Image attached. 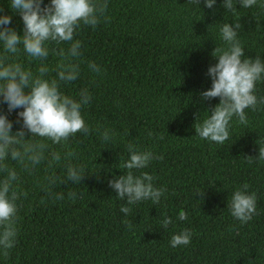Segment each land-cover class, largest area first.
Masks as SVG:
<instances>
[{"label":"trees","instance_id":"obj_1","mask_svg":"<svg viewBox=\"0 0 264 264\" xmlns=\"http://www.w3.org/2000/svg\"><path fill=\"white\" fill-rule=\"evenodd\" d=\"M9 3L0 0V7L22 35V19ZM223 3L216 0L209 9L204 0H108L110 22L78 29L81 76L62 84L61 91L76 97L87 87L93 97L82 108L93 131L77 134L68 145L76 153L71 163L83 165L86 176L78 184L61 183L68 163L62 160L52 169L57 182L49 191L63 193L64 199L54 200L36 183L46 164L35 176L21 174L20 186L28 196L18 202L16 245L7 260L0 257V264H264V162L246 160L258 158L264 146V105L246 110L247 125L234 119L224 144L195 137L197 117L203 120L220 103L219 98L203 101L200 94L212 86L207 75L217 63L212 53L224 47L221 24L241 23L238 39L245 58L264 60V8L259 6L264 0L251 9L237 3V15L227 13ZM20 59L36 71L38 62ZM89 61L103 74L90 73ZM55 62L52 56L47 61ZM256 94L264 97V82L257 84ZM22 110L9 113L6 104L0 106V114L13 122V134L22 129V120L16 122ZM97 125L114 130L116 137L105 143ZM26 139L31 133L26 132ZM129 143L162 157L142 171L166 192L160 204L138 202L125 215L120 209L127 202L109 181L126 174L122 163ZM52 148L63 155L60 146ZM244 183L257 195L258 214L241 225L231 216L228 201ZM69 192L77 193L75 201L68 199ZM181 210L188 216L185 221L177 219ZM166 217L172 224L165 230ZM185 229L192 233L191 243L171 247L172 235Z\"/></svg>","mask_w":264,"mask_h":264},{"label":"clouds","instance_id":"obj_2","mask_svg":"<svg viewBox=\"0 0 264 264\" xmlns=\"http://www.w3.org/2000/svg\"><path fill=\"white\" fill-rule=\"evenodd\" d=\"M199 4L200 0H193ZM205 6L214 8L216 0H204ZM237 3L242 9H251L259 0H224L223 8L227 13L238 14ZM264 8V4H259ZM9 7L18 14L23 22V34L11 27L12 16L3 14L0 7V106L6 104L9 113L23 109L18 113L17 123L22 120V129L13 134V122L5 114H0V257L7 260L15 247L18 236L19 208L21 198L28 193L21 188V174L35 176L39 166L46 164L45 175L37 177L36 183L52 196L54 200H63L64 194H55L49 189L57 182L52 169L62 160L68 161L66 177L61 183H81L85 178L83 165H73L76 156L68 150L70 139L77 134H89L93 129L86 123L82 108L89 105L92 95L88 88H81L77 96L66 95L61 91L62 84L77 81L81 76L82 42L75 39L82 26L93 29L101 22H110L107 15L108 0H10ZM241 23H222L219 38L224 47H216L212 53L217 61L210 66L207 75L212 86L202 92L201 99L210 101L220 99V103L211 113L201 120L197 117L194 125L202 140L224 144L230 139L231 123L235 119L241 125L249 123L246 110L256 111L264 105V97L256 94L257 84L264 82V60L245 58V50L238 39ZM68 45L66 48L62 45ZM27 58L29 65L38 62L34 72L20 59ZM55 58L49 65V57ZM88 71L102 75V68L89 61ZM55 72L54 77L50 73ZM97 131L105 143L112 141L117 133L109 128L97 125ZM26 132L31 139H26ZM149 136L154 135L152 132ZM60 146L61 151L52 148ZM128 157L122 163L124 175L109 181V186L128 206L120 211L130 214L131 205L151 200L160 204L166 188L156 187L154 177L142 171L153 159H162L151 150H140L136 145H127ZM249 164L264 162V146L259 147L258 158L246 157ZM140 172L137 175V172ZM250 185L244 183L231 193L228 209L231 216L241 225L249 223L257 215V195L250 191ZM68 199L75 201L76 192H69ZM43 202V201H42ZM185 221L188 216L181 210L177 217ZM124 223L132 227L130 221ZM172 224L171 217L162 221L166 230ZM192 233L185 229L172 235L170 245L173 248L191 243Z\"/></svg>","mask_w":264,"mask_h":264}]
</instances>
